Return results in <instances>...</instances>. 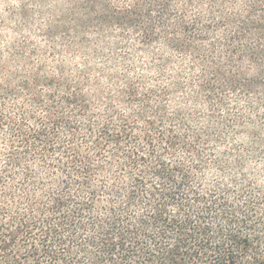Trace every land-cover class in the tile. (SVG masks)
Listing matches in <instances>:
<instances>
[{
    "label": "trees",
    "instance_id": "1",
    "mask_svg": "<svg viewBox=\"0 0 264 264\" xmlns=\"http://www.w3.org/2000/svg\"><path fill=\"white\" fill-rule=\"evenodd\" d=\"M82 1L64 38L105 67L133 31L187 69L95 122L62 63L0 55V264H264V0Z\"/></svg>",
    "mask_w": 264,
    "mask_h": 264
},
{
    "label": "rangeland",
    "instance_id": "2",
    "mask_svg": "<svg viewBox=\"0 0 264 264\" xmlns=\"http://www.w3.org/2000/svg\"><path fill=\"white\" fill-rule=\"evenodd\" d=\"M99 5V0H96ZM122 4L130 1L121 0ZM247 0H229L227 4H241L245 6ZM82 0H0V55L6 57L11 48L19 45L20 51L31 54V67L37 68L45 64L48 76H54L59 63H62L67 74L72 77V89L80 88L91 101V117L95 122L113 118V115L130 113L137 114L142 96L146 88L161 86L162 81L169 83L171 76L187 69L183 56L170 55L171 63L166 67L161 61L148 58L146 52L138 45V35L133 31L127 32L129 56L125 64L112 63L105 67L104 60L93 59L94 51H101L100 47L93 46L92 50H84L68 38H64L80 20L85 19L86 9ZM219 8V7H218ZM245 8H247L245 6ZM99 8L92 9L91 18L96 17ZM93 25V23H92ZM118 32L115 33V36ZM51 40H54L52 42ZM54 43V45H52ZM155 48L159 44H154ZM26 49V50H25ZM126 49V48H125ZM123 56L124 53H119ZM159 58L163 52L156 53ZM105 58L110 57L104 51ZM126 57V56H123ZM167 58V55H164ZM132 82L142 94L138 101L126 97L124 91L130 88ZM40 86L38 91H43ZM14 102L23 105L25 97L16 92ZM17 100H21L17 103ZM124 100V101H123ZM123 101V104L121 102ZM38 116L43 117L45 109L38 110ZM84 137L85 133H81ZM80 137V136H79Z\"/></svg>",
    "mask_w": 264,
    "mask_h": 264
}]
</instances>
